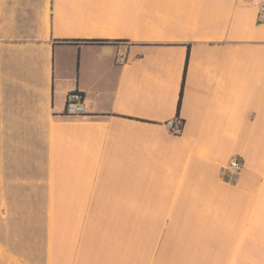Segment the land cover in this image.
Returning <instances> with one entry per match:
<instances>
[{
  "label": "crops",
  "instance_id": "crops-1",
  "mask_svg": "<svg viewBox=\"0 0 264 264\" xmlns=\"http://www.w3.org/2000/svg\"><path fill=\"white\" fill-rule=\"evenodd\" d=\"M260 3L0 0V264H264Z\"/></svg>",
  "mask_w": 264,
  "mask_h": 264
},
{
  "label": "built area",
  "instance_id": "built-area-1",
  "mask_svg": "<svg viewBox=\"0 0 264 264\" xmlns=\"http://www.w3.org/2000/svg\"><path fill=\"white\" fill-rule=\"evenodd\" d=\"M257 20L260 25H264V3L258 5ZM87 114L84 97L79 92H72L67 96L64 115L70 118L84 117ZM171 128L180 132L183 124L179 119L170 123ZM244 164L240 156L234 155L230 158L228 164L222 169V176L229 182H236L243 172Z\"/></svg>",
  "mask_w": 264,
  "mask_h": 264
},
{
  "label": "trees",
  "instance_id": "trees-1",
  "mask_svg": "<svg viewBox=\"0 0 264 264\" xmlns=\"http://www.w3.org/2000/svg\"><path fill=\"white\" fill-rule=\"evenodd\" d=\"M183 87H184V83L182 85V91H181V95H180V100H179V104H178V109H177V113L179 114L180 109H181V103H182V95H183ZM182 123V121H181ZM183 124V123H182Z\"/></svg>",
  "mask_w": 264,
  "mask_h": 264
}]
</instances>
